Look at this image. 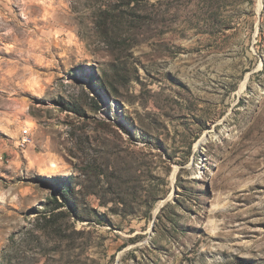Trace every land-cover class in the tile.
<instances>
[{"label": "rangeland", "instance_id": "obj_1", "mask_svg": "<svg viewBox=\"0 0 264 264\" xmlns=\"http://www.w3.org/2000/svg\"><path fill=\"white\" fill-rule=\"evenodd\" d=\"M0 264H264V0H0Z\"/></svg>", "mask_w": 264, "mask_h": 264}, {"label": "trees", "instance_id": "obj_2", "mask_svg": "<svg viewBox=\"0 0 264 264\" xmlns=\"http://www.w3.org/2000/svg\"><path fill=\"white\" fill-rule=\"evenodd\" d=\"M66 190H68V188H65V190H63V191H61V194H62V196L66 199L67 198V196H69L71 193H70V190H68V191H66Z\"/></svg>", "mask_w": 264, "mask_h": 264}, {"label": "bare ground", "instance_id": "obj_3", "mask_svg": "<svg viewBox=\"0 0 264 264\" xmlns=\"http://www.w3.org/2000/svg\"><path fill=\"white\" fill-rule=\"evenodd\" d=\"M158 208H159V207H158ZM158 208H157V209H158Z\"/></svg>", "mask_w": 264, "mask_h": 264}]
</instances>
